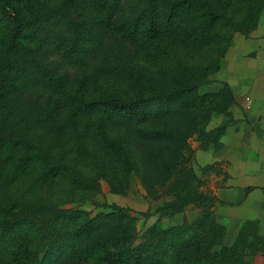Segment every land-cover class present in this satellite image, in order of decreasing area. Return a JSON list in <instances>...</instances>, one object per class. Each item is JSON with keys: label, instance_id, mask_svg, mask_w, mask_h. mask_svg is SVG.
I'll return each instance as SVG.
<instances>
[{"label": "trees", "instance_id": "obj_1", "mask_svg": "<svg viewBox=\"0 0 264 264\" xmlns=\"http://www.w3.org/2000/svg\"><path fill=\"white\" fill-rule=\"evenodd\" d=\"M78 1L83 6L88 3L93 8L105 9L106 14L94 21L71 16L67 10ZM263 6L264 0H60L54 5L49 4V0H0V181H8V168L20 173L39 164L43 181L65 173V169L70 170L67 163L51 162L47 150L39 147H45L42 140L38 145L29 135L33 130L47 128L53 141L57 142L59 136L55 134L53 123L42 119L41 103L35 110L27 109L32 104L25 97L27 89L44 105L47 100L42 97L46 91H61V101L67 107L66 121L74 116L75 121L81 123L71 122L70 128L74 123L84 131L90 127L99 150L103 149V161L109 160L105 163L109 162L110 166L105 165L113 172L119 170L125 177L135 170L147 193H155L177 169L193 134L201 137L204 147L206 143H212L215 149L221 146L220 139L227 124L204 132L199 126L202 112L198 106L210 100L208 118L215 114L230 116L234 98L226 84L219 90L199 93L201 83L194 78L200 79V68L193 70L185 85L181 82L175 87L158 88L163 85L151 72L145 75L138 71L137 75L128 67L123 51L119 52L118 47L110 43L107 32L120 34L131 49L147 52L159 47L156 52L165 58L174 44L182 45L191 36H200V41L206 37L209 42L218 40L213 71L216 72L226 39L235 30L254 26ZM231 8L234 14L227 19ZM114 12H118V17L109 23L107 19ZM219 25L225 27L222 42ZM42 48L83 66L86 60L97 59L90 79L109 75L137 83L140 91L127 100L86 96V79L76 77V89L71 93L68 71L61 70L56 62L47 64L37 59ZM163 78L168 82L170 75ZM49 104L53 112L61 109L57 100ZM110 126H123V133L112 135ZM79 131L72 132L78 144L74 148L77 159L91 154L85 139L77 135ZM212 168L207 165L203 170L216 171ZM4 186L0 183V187ZM189 203L201 211L196 223L203 234L193 232V240H188L182 236L181 226L168 225L157 241L136 247H131V243L137 219L127 208L114 207L113 212L93 218L79 210L55 209L39 221L1 213L0 259L10 254L6 247L15 244L10 242L26 231L40 242L35 248L19 253L21 258L29 256L28 264H57L69 255L75 260V257L98 252H102L104 260L110 264H251L249 256L264 255V237L259 234L254 220L242 224L231 244L223 242L225 227L215 218L217 198L211 192L180 196L165 203L159 211L168 218L183 212ZM178 235L175 249L169 251ZM40 250L43 254L38 257Z\"/></svg>", "mask_w": 264, "mask_h": 264}, {"label": "rangeland", "instance_id": "obj_2", "mask_svg": "<svg viewBox=\"0 0 264 264\" xmlns=\"http://www.w3.org/2000/svg\"><path fill=\"white\" fill-rule=\"evenodd\" d=\"M59 1L60 0H49V4L54 5ZM234 7L235 5L232 8ZM232 8L231 11H228L227 19L231 18L234 14ZM67 12L71 16L78 17L79 19H88V21L99 20L106 14L105 9L93 8L89 6L88 3L83 6L79 1L70 7ZM117 17L118 12H114L107 21L112 23ZM219 27L220 25L218 26V31L222 42L223 36H225V27L224 25ZM230 28L232 29L233 26L231 25ZM107 34L110 43L116 45L119 52L120 50L123 51L124 58L128 62V67L137 75L138 71L145 75H147L146 72H151V75L156 80H160L159 82L163 85L157 86L158 88L175 87L181 82L185 85L190 81L193 70L195 68H200L198 72L200 79L194 78L196 82L201 83L198 92L205 93L214 91H208V85L214 80L215 72L213 71L218 40H210L209 42L208 38L205 36L206 38L200 41V36L198 38L191 36L187 42L182 45L174 44L170 49V54L165 58L163 55L161 57L159 53L156 52L159 47L156 48V51L155 48L152 47L147 52L135 48L131 49L130 46L121 39L120 34L112 30H109ZM195 40H198V42ZM31 55L34 56V54ZM37 59L47 64L56 62L61 70H67L71 77L70 82L72 85L69 89L71 93L76 89V77L86 79L84 83L86 85V96L97 95L110 97L115 100H127L135 97L137 91H140L137 83H127L109 75L92 77V79H90L93 65L96 64L97 59H88V61L86 60V65L83 66L75 61H67L56 52L52 50L46 51L45 48L38 51ZM202 69H204L203 72L201 71ZM165 75H170L168 82L163 78ZM27 91L25 97L32 102L27 109L29 110V108L33 107V110H35L38 104L41 103L42 119L49 121L50 124L53 123L56 131L55 134L59 136L57 142H55L51 139V136L48 135V132L50 134V130L41 127V130H33L29 135H32L34 139H36L38 145L40 139L42 140L45 147H39L42 151L47 150L46 153L50 156L51 162L62 161L67 163L70 166V170L65 169V173L62 172V174L57 177L43 181L40 177L42 166L39 164L20 173L14 171L12 168H8V181L5 179L0 181L1 184L5 185L4 187H0V219H2L1 213H7L32 221H39L52 211L54 212L55 209L79 210L85 212L89 218H93L98 214L113 212L114 207H123L127 208L128 212L137 219L134 232L135 238L133 243H131V247L148 245L151 240L154 242L157 241V239L161 237L164 228L168 225L181 226L182 236L188 240H193V232L203 234L199 228V224L196 223L199 218H201V211L195 204H187L183 212L173 214L168 218H166L167 216L165 217L166 214H161L159 209L162 208L165 203L175 201L183 195L191 197L197 192L213 193L209 190V183L210 181L213 182L212 179H214L215 174L223 175L222 167L220 164H216L217 162L206 164L205 160L201 164L195 152L200 142L199 148L205 150L209 148L213 149L211 151H213L212 153L214 156L216 151L222 147L221 139L223 136L220 139L221 146L215 149L212 143H206L207 146L204 147L201 137L197 133L193 134V136L188 139V150L183 153L182 160L177 169L173 172L171 178L164 187L158 189L155 193L148 194L143 187L140 176L135 170H132L125 177L119 170L113 172L111 171V167L106 166H110L109 162L105 163L109 160L103 161V149L99 150L100 147L98 146L97 140L91 135L93 131L90 127L87 128L86 131L81 129V127L78 126L81 125V123L75 121L76 117L74 116H71L66 121L67 107L64 101H61V91H46L42 97L47 100L45 105L38 99L36 94H31L30 91ZM56 100L61 109L57 112H53L51 110L52 105L50 106L49 101L53 103V101ZM211 107L212 103L210 100H206L198 106V110L202 112V118L199 121L200 128L204 130V132H211L222 123L227 124L226 127L228 128V126L231 125V121L228 118L222 119V115L217 116L216 114L208 118V110L211 109ZM48 109H50V112ZM27 112L29 113V111ZM224 116L228 117L226 115ZM71 122H76L78 125L74 123V127L70 128ZM122 127L123 126H110L112 135L114 132H116V135L123 133L121 132L123 130ZM79 129L80 131L77 135L85 139V145L89 146V152H91V154L89 157L86 156L77 159L74 154V148H77L78 144L75 142L76 137H74L75 134L72 132ZM44 134H47V137H42ZM93 150L95 153H93ZM205 154L208 156V153ZM207 165H212V167H214L212 169H216V171L211 169L204 171L203 167ZM218 222L224 226L223 223L220 221ZM225 237L226 232H224L223 235V242L227 245L231 244L232 241H227ZM178 240L179 235L174 238V243H171L168 248L169 251L175 249ZM10 243L15 244L9 248L6 247L10 254L2 256L0 264H28L29 256H23L24 258H21L19 253L23 250L35 248L36 243L40 242L37 237L29 236L26 231L19 234V236L15 237ZM14 248L15 250L13 253ZM42 250L37 253L38 257L42 256ZM64 254L66 256L67 252H64ZM167 258L169 259L168 256ZM57 264L110 263L104 260L102 252H98L92 255L75 257V260L69 255Z\"/></svg>", "mask_w": 264, "mask_h": 264}, {"label": "crops", "instance_id": "obj_3", "mask_svg": "<svg viewBox=\"0 0 264 264\" xmlns=\"http://www.w3.org/2000/svg\"><path fill=\"white\" fill-rule=\"evenodd\" d=\"M224 84L234 103L230 116L222 118L231 121L222 147L213 156V149L199 148V142L195 154L201 164L205 160L222 167L223 175H214L209 190L217 198L214 214L225 226L227 241L235 239L246 220L256 221L264 237V6L254 26L235 30L226 39L221 65L207 89L219 90ZM248 260L264 264V255Z\"/></svg>", "mask_w": 264, "mask_h": 264}]
</instances>
